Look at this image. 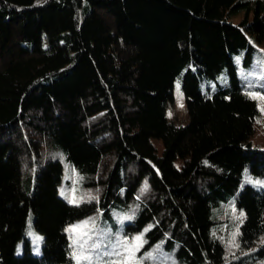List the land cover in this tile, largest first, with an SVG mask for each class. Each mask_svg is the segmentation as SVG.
Segmentation results:
<instances>
[{
	"label": "trees",
	"instance_id": "16d2710c",
	"mask_svg": "<svg viewBox=\"0 0 264 264\" xmlns=\"http://www.w3.org/2000/svg\"><path fill=\"white\" fill-rule=\"evenodd\" d=\"M251 39L264 0H0V264H76L66 227L128 210L126 230L150 224L144 248L177 264H264L258 106L234 61ZM178 77L187 122L172 126ZM57 151L84 179L78 204L58 193Z\"/></svg>",
	"mask_w": 264,
	"mask_h": 264
},
{
	"label": "rangeland",
	"instance_id": "374dc122",
	"mask_svg": "<svg viewBox=\"0 0 264 264\" xmlns=\"http://www.w3.org/2000/svg\"><path fill=\"white\" fill-rule=\"evenodd\" d=\"M237 19L238 17L234 20ZM252 45L250 63H245V52L243 50L234 55V61L239 81L245 86L246 91L251 96L256 97L257 101L258 113L254 119V133L250 137V141L254 146L264 149V113L261 112V108H264V99L259 98L264 96V89L260 88V86H264V41L255 42L252 40ZM216 78L219 83L227 82L228 79L224 72H221ZM199 84L200 88L205 90L207 86H214L216 81L213 78L203 77L199 80ZM172 95V100L167 101L165 106L167 123L172 126L184 125L187 122V106L181 89L180 77L174 82ZM152 142L156 147L157 154L160 155L163 147L162 142L157 139H153ZM48 151L46 149V152ZM55 156L61 160L63 165L62 183L58 188V193L69 203L78 204L82 199L80 190L84 179L75 166L65 158L64 154L57 151ZM176 164H179V160L176 161ZM248 175L249 172L246 168L244 178L249 179L247 178ZM250 179L253 184L256 181H260ZM130 214L131 210L125 212L115 211L110 219L95 215L69 224L66 227V231L73 245L75 263L78 264L77 258L80 256H90L91 264H116L119 259L118 253H123L122 246L133 242L139 244V250L135 252L136 264H177L173 258L174 254H170L171 256L168 258L166 257L165 250L160 243L144 248L147 239L143 236V233L148 230L150 224H147L141 232L130 233V229L126 230L125 224L131 222V217L128 216ZM231 216L233 219L241 218L233 209ZM83 233H87V235H82ZM25 235L30 239L32 253L40 255L42 253L43 234L35 230L31 212L28 214ZM137 236L141 237L139 242L134 240ZM22 252L23 241H19L16 246V253L22 254ZM79 264H89V261L80 260Z\"/></svg>",
	"mask_w": 264,
	"mask_h": 264
},
{
	"label": "snow or ice",
	"instance_id": "6c2138e0",
	"mask_svg": "<svg viewBox=\"0 0 264 264\" xmlns=\"http://www.w3.org/2000/svg\"><path fill=\"white\" fill-rule=\"evenodd\" d=\"M253 98H256V97H253ZM259 98L264 99V96L259 97ZM261 112L264 113V108H261ZM258 123H259V121H258ZM249 182H251V181L249 180ZM255 183L264 184V181H256ZM85 223H87V222H85ZM82 235H87V233H83ZM134 240L136 242H139L141 240V237L137 236L134 238ZM233 245L238 247V245H235V236L233 237ZM93 247H95V245H93ZM122 247H123V253H118L119 259L116 262V264H136L135 252L139 250V244L129 242V243L124 244ZM77 260H78V264H79L80 260L89 261V264H91V257L90 256H80L77 258Z\"/></svg>",
	"mask_w": 264,
	"mask_h": 264
}]
</instances>
